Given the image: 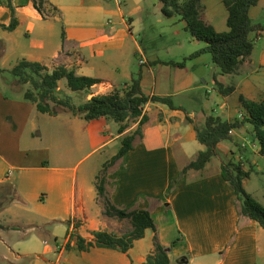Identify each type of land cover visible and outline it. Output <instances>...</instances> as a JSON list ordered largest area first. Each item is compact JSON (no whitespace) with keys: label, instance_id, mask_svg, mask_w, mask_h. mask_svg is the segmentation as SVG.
Returning <instances> with one entry per match:
<instances>
[{"label":"crops","instance_id":"obj_1","mask_svg":"<svg viewBox=\"0 0 264 264\" xmlns=\"http://www.w3.org/2000/svg\"><path fill=\"white\" fill-rule=\"evenodd\" d=\"M201 3L215 30L228 31L222 0ZM261 3L264 0L250 9L254 22ZM8 5L7 1L0 4V24L10 23ZM10 5L18 25L9 31L5 44L12 47L15 43L21 51L12 64L0 70L27 59L50 70L62 65L76 75L99 79L82 101L123 88L139 74L145 95L169 97L176 108L145 103L142 135L105 176L110 202L120 209L147 210L156 230L146 229L127 253L106 247L78 250L75 240L67 249L74 224L86 241L97 230L123 234L131 229L127 218L106 215L98 196L97 177L106 160L97 159L81 170L80 164L88 155L119 141L111 157L115 155L121 139L137 129L141 117L132 119L134 124L121 133L120 124L114 121L116 134L100 143L94 123L103 120L102 127H106L112 119L86 121L65 112L57 116L38 112L24 98L28 86H16L12 77H4L7 71L0 72V264H143L155 235L166 248L170 264H264V228L240 217L236 194L221 175L223 163L239 164L249 172L242 182L254 198L248 189L254 170L237 162L238 144L244 145V132L250 125L233 129L231 138L217 145V154L203 169L182 173L205 149L195 125L203 126L210 114L229 121L242 117L245 111L240 96L264 100V44L259 43L263 32L236 72L221 74L209 53L189 58L204 46L190 34V47L177 56L162 57L139 45L134 32H140L152 16L158 22L169 21L174 35L187 32L186 22L179 16L162 13L159 0H46L42 11L36 9L34 0H10ZM48 14L55 15L59 29L49 23ZM22 26L28 40L25 45H19L14 35ZM182 61L183 67L171 64ZM61 82L69 95L66 80L58 84ZM217 82L235 89L222 95ZM253 145L260 154L259 143ZM86 149L85 156L75 161Z\"/></svg>","mask_w":264,"mask_h":264},{"label":"trees","instance_id":"obj_2","mask_svg":"<svg viewBox=\"0 0 264 264\" xmlns=\"http://www.w3.org/2000/svg\"><path fill=\"white\" fill-rule=\"evenodd\" d=\"M8 2L11 10V20L8 25L0 24L4 30L12 31L18 25L15 17V10L10 5V0H0V4ZM161 11L166 17L179 16L186 22V31L193 40L202 42L204 46L189 56L194 58L203 53L211 55L212 62L219 68L221 74H233L239 64L247 59L254 48L255 41L264 32V25L254 22L250 17V9L256 6L260 0H222L227 13L226 32H217L214 26L207 20L203 13L202 0H159ZM46 0H34V6L42 11ZM174 66L183 67L184 61L172 62ZM7 71L13 78L16 86L27 85L24 91V98L36 105L38 112L57 116L60 113H70L82 117L86 121L100 117L110 118L120 124L119 133L125 129V122L128 119L141 117L137 129L122 138L121 146L98 174L96 188L98 196L102 200L105 214L119 219L127 218L130 221L131 229L123 234H117L108 230H97L92 233L93 239L86 241L77 232V224H74L73 231L66 243V248L71 247V240H75V247L78 250H85L91 247H106L127 253L134 241L144 236L146 229L156 230L151 214L145 209H120L114 206L106 194V171L126 152L133 148V142L137 136H141V126L146 121L142 114V106L148 101L158 102L176 108L169 97L147 96L144 94L140 75L132 76L128 85L120 89H113L106 93L93 94L90 98L79 103H74L71 96L59 92V81L66 80V85L72 92H83L85 97L91 94L93 85L101 81L88 76L76 75L73 69L65 66H57L48 69L39 62H32L27 59L19 60ZM218 92L222 95L231 94L235 87L224 86L216 83ZM245 114L232 121L223 120L213 114L207 115L203 126L195 125L198 141L205 149L200 151L196 159L191 161L183 169L201 170L217 154V145L231 138L233 129H238L248 124L251 126V135L259 143V153L264 156V100L251 101L243 96L239 98ZM222 178L229 183L236 194L237 206L240 217L247 220H255L264 228V206L253 198L243 187V179L249 176L239 164L232 162L221 165ZM69 225L70 222L68 221ZM143 264H170V258L166 248L159 242L157 236L153 237V249L147 255Z\"/></svg>","mask_w":264,"mask_h":264},{"label":"rangeland","instance_id":"obj_3","mask_svg":"<svg viewBox=\"0 0 264 264\" xmlns=\"http://www.w3.org/2000/svg\"><path fill=\"white\" fill-rule=\"evenodd\" d=\"M260 12L255 19V22L261 23L264 25V3L259 4ZM262 8V9H261ZM54 14H48L47 19L49 20L50 24H54L56 30L59 29L60 23L54 20ZM165 19V18H163ZM169 21L163 20V22H158L153 16L152 19L148 22H144L141 25L140 32L135 31L134 36L136 41L141 45L142 48L146 49L148 52H155L158 55L164 56H177L178 54H182L186 50L188 46V32H184L180 30V34L174 35L170 32L169 29ZM24 26H22L17 33L14 35L18 41L19 45L28 44V40L23 36L22 31ZM11 35L9 31L3 30L0 28V68H7L10 64H12V60L14 59L15 55L19 54L21 50L18 49L17 45L13 43V46L10 47L9 44H5V38ZM258 39V38H257ZM203 44L202 42H200ZM259 43L264 44V32L263 38ZM204 45V44H203ZM13 48V49H12ZM136 51V50H135ZM136 55L133 54V58ZM180 56V55H179ZM135 64L134 66L138 68L137 60L133 61ZM138 70V69H137ZM5 78L12 77L9 74H4ZM65 81V79H63ZM124 83H121L122 86ZM67 86V85H66ZM63 88H65L64 82L59 84V92H63ZM68 88V87H67ZM69 96H71L74 103H79L85 98V94L83 92H72L69 90ZM106 118V117H105ZM114 121L106 126H103V120H99V122L94 123V129H98L99 131L96 132L100 138V143L104 142L111 138V136L116 134V130H114ZM134 124V120L131 118L125 122L126 127H131ZM244 145L238 144L239 149H237L238 158H240L239 163H244L247 168L253 169L251 171V181L248 185V189L252 192L254 198L259 201L264 206V156L258 154L256 150H254V138L251 135V126L249 130L244 132ZM122 141V139H121ZM116 145L119 146V141L108 145L107 147L103 148L101 151H97L88 155L84 158L83 162L80 164V170L88 165L89 163L95 162L97 159L105 161L106 163L111 155L116 152ZM121 146V142H120ZM88 152V149L79 152L76 157L75 161H78L80 158H83L85 154ZM236 158H233L235 160ZM235 164V163H234ZM4 193V192H2ZM1 196V193H0Z\"/></svg>","mask_w":264,"mask_h":264},{"label":"built area","instance_id":"obj_4","mask_svg":"<svg viewBox=\"0 0 264 264\" xmlns=\"http://www.w3.org/2000/svg\"><path fill=\"white\" fill-rule=\"evenodd\" d=\"M118 2H121L122 0H117ZM144 61H141V63H143ZM144 106V105H143ZM143 106L141 107L142 110H143Z\"/></svg>","mask_w":264,"mask_h":264}]
</instances>
